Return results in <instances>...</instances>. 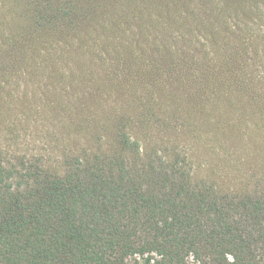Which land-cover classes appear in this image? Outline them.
Wrapping results in <instances>:
<instances>
[{
  "label": "trees",
  "instance_id": "obj_1",
  "mask_svg": "<svg viewBox=\"0 0 264 264\" xmlns=\"http://www.w3.org/2000/svg\"><path fill=\"white\" fill-rule=\"evenodd\" d=\"M25 1L33 18L24 32L36 38L80 29L91 17L82 16L80 0ZM256 5L218 3L231 18L213 34L230 49L223 70L245 77L239 90L215 83L229 103L249 104L244 83L264 68V34H250L264 20ZM8 41L7 52L20 45ZM100 131L111 139L89 136ZM100 131L91 128L76 152L53 165L0 154V264H264V174L250 168L255 155L201 158L185 142L143 138L132 126Z\"/></svg>",
  "mask_w": 264,
  "mask_h": 264
},
{
  "label": "rangeland",
  "instance_id": "obj_2",
  "mask_svg": "<svg viewBox=\"0 0 264 264\" xmlns=\"http://www.w3.org/2000/svg\"><path fill=\"white\" fill-rule=\"evenodd\" d=\"M166 1L80 0L82 16H91L80 29L36 38L24 32L33 18L26 1L0 0V154L53 165L76 152L91 128L114 124L157 142H185L201 158L255 155L250 168L264 174V68L244 83L249 104L219 99L215 83L239 90L245 79L223 70L230 49L213 35L229 14H220V0ZM252 2L264 10V0ZM259 23L250 34H264ZM8 40L20 45L7 52Z\"/></svg>",
  "mask_w": 264,
  "mask_h": 264
}]
</instances>
